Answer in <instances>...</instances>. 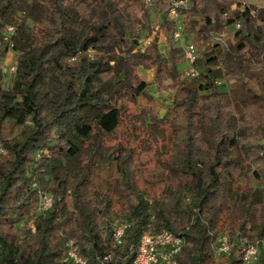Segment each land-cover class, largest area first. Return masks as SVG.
Instances as JSON below:
<instances>
[{
  "label": "trees",
  "instance_id": "trees-1",
  "mask_svg": "<svg viewBox=\"0 0 264 264\" xmlns=\"http://www.w3.org/2000/svg\"><path fill=\"white\" fill-rule=\"evenodd\" d=\"M189 3L178 15L181 39L196 49V77L179 70L184 49L175 45L174 23L165 14L153 33L141 0H0V60L16 55L6 89L0 65V128L12 122L21 129L14 140L0 137L9 155L0 159V264H73L70 241L86 264H132L141 235L164 230L184 240L176 264H243L239 241L264 242V188L242 192L226 176L242 170L254 149L264 159V122L255 127L246 113L234 120L222 112L264 113V8L242 0ZM235 25L230 42L212 37ZM147 68L177 82L170 106L188 123L197 115L168 167L175 186L158 199L127 169L134 148L108 142L121 126L117 100L152 98L137 77ZM252 176L262 182L264 170ZM39 192L53 198L42 213ZM219 194L232 206L217 204ZM117 221L129 224L121 247L112 239ZM221 236L232 251L214 257ZM255 264H264V252Z\"/></svg>",
  "mask_w": 264,
  "mask_h": 264
},
{
  "label": "rangeland",
  "instance_id": "rangeland-1",
  "mask_svg": "<svg viewBox=\"0 0 264 264\" xmlns=\"http://www.w3.org/2000/svg\"><path fill=\"white\" fill-rule=\"evenodd\" d=\"M159 1L161 0H157V2ZM163 2V6L160 9L151 8L149 12V24L151 28L154 29L153 33L159 28L157 24L159 18L162 19L165 14L167 15L169 2L171 1L163 0ZM187 2L189 3L190 0ZM242 3L253 5L257 8H264V0H242ZM230 10H236V7L233 6ZM81 12H84V10L81 9ZM236 30L237 29L232 26L223 30L221 34H218L219 36L212 35V37L230 42ZM143 36V33H141L140 41H144V44L150 41L149 38L145 39ZM159 39L160 41L162 40L160 45L162 52H164V37L161 31ZM187 39L188 38H182L180 41L176 42L175 45L183 47L184 49L186 46L190 45L189 43L191 40ZM207 44H205V46H208ZM95 54V52H91L90 57H95ZM262 62H264V60H262L260 64ZM15 63L16 55L12 52L8 54L7 58L0 60L3 71L2 83L5 89L11 86L12 76L16 67ZM186 69L187 66L185 62L179 65L180 71H185ZM137 74L139 80L149 85L152 98L140 96L135 99L131 97L117 100V104H119L122 109L121 126L116 133L109 138L108 142L110 145L121 143V145L127 148L130 146L134 148L135 155L132 160H129L127 169L132 174L136 186L141 191L145 192L148 198L158 199L166 194L170 185L175 186L176 181L172 182L168 167L171 163H175L180 158L179 152L184 144L183 136L186 135V131L191 134V132L197 128L194 122V117L197 115L193 116L192 123H188L183 116L181 108L170 106L173 92H176L179 88L176 81H166L164 74L156 73L154 68L140 70ZM227 83L229 86L233 85V81L231 80H228ZM223 89L224 85L221 87V90ZM226 110L229 117H232L234 120L238 119L241 113H246L250 119H252L253 126L264 122L263 112H254L255 114H251L247 110L240 112L239 108H223L222 112ZM166 111H169L167 115H165ZM162 119L164 122H161ZM143 121H145V123ZM205 121L208 122L207 119H205ZM148 123H153L154 125H148ZM156 123L160 124L156 126ZM20 131L21 129L17 128L12 122H5L0 128V137L7 141L14 140L19 136ZM197 143L199 142L197 141ZM0 147L4 150V154L0 156V159L8 160V152L1 143ZM241 161L242 165L244 163L242 170H233L226 175L227 178H231L235 183L233 187H237L242 192L256 188H264V181H262L263 183L257 182L252 176L253 171L262 172L264 170V159L260 156L259 150H252L251 153ZM102 170L105 171L106 167L102 168ZM182 180L186 181L187 179L182 178ZM231 202L232 200H230L229 196L223 194L218 195L217 204L220 206L223 203H228V206H232L230 205ZM233 212L236 214L234 217L238 218V212L235 210ZM233 227L238 228V224L234 223Z\"/></svg>",
  "mask_w": 264,
  "mask_h": 264
},
{
  "label": "built area",
  "instance_id": "built-area-1",
  "mask_svg": "<svg viewBox=\"0 0 264 264\" xmlns=\"http://www.w3.org/2000/svg\"><path fill=\"white\" fill-rule=\"evenodd\" d=\"M146 10H151L157 0H141ZM187 4V0H172L169 2L167 11V20L174 23L175 31L173 39L175 42L181 40V25L179 22L178 9ZM235 29L239 25L234 26ZM162 43V40L160 41ZM148 45V42L146 43ZM184 62L187 69L184 75L187 77H196L197 72L193 65L197 59L196 49L193 44L184 48ZM4 154V150L0 147V156ZM39 203L38 212L42 213L49 210L53 204L52 196L45 193H38ZM129 228V224L125 221H117L112 230V239L117 247L123 245L125 231ZM242 245L241 255L243 264H255L261 253L264 252V242L250 243L247 241H239ZM184 245L183 238L175 236L168 231H161L156 234L144 233L141 235L137 248L134 252L132 264H176V258L181 252ZM232 242L225 236L219 237L212 246L214 257L228 255L232 251ZM66 259L73 264H86V261L79 255L78 248L73 241L67 244ZM111 261L107 256L103 259L104 263Z\"/></svg>",
  "mask_w": 264,
  "mask_h": 264
}]
</instances>
